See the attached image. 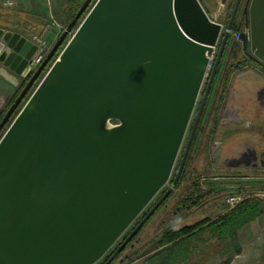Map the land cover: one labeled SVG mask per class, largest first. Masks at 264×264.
I'll return each instance as SVG.
<instances>
[{
	"label": "water",
	"instance_id": "water-1",
	"mask_svg": "<svg viewBox=\"0 0 264 264\" xmlns=\"http://www.w3.org/2000/svg\"><path fill=\"white\" fill-rule=\"evenodd\" d=\"M241 1L225 28L200 0L84 1L0 122L67 40L0 138V264L98 263L171 181L196 113L172 185L104 264L125 249L182 175ZM245 12L264 66V0ZM39 41L0 26V77L20 86Z\"/></svg>",
	"mask_w": 264,
	"mask_h": 264
},
{
	"label": "rangeland",
	"instance_id": "rangeland-1",
	"mask_svg": "<svg viewBox=\"0 0 264 264\" xmlns=\"http://www.w3.org/2000/svg\"><path fill=\"white\" fill-rule=\"evenodd\" d=\"M7 1L8 0H0V9L3 10V14L0 12L1 23L5 25L7 29L20 32L30 39L38 38L40 40H45L47 42V56L61 33L66 29L67 25L77 13L76 10L84 3L85 0H56L55 2L54 0H45L47 6L43 11L45 12V15H42V17L46 18L48 21V25L46 27L43 26V24L40 25L41 23L36 25V21V23L32 24L28 20L29 18L27 16L25 19L23 18V20L15 17L16 13L22 10L23 5L21 3H23V0H12V5H6ZM202 2L208 9V14L211 18L216 20V22L223 24L225 28L229 22L231 14V10H229L228 6H226L223 12L220 13V4L216 0H202ZM228 4L229 1L226 5ZM243 7L244 5L242 4L238 11V19L236 18L234 23L241 21L240 17ZM54 20L57 21L59 25L54 24ZM241 29L235 30L234 32ZM23 30H26L27 32ZM235 42L239 43L238 40L233 38L231 33L229 43L227 44L224 52L225 56L223 55L224 57L221 60V69L224 65L237 62L243 58L249 60L247 55L242 52L243 47L245 48L243 41L241 40V43L238 45H234ZM60 51L61 50H59V52ZM59 52H57V54ZM247 52L250 54L253 51H251V49H247ZM235 53H237L238 56H235ZM216 55L217 54H215V58ZM56 57L57 55L53 57L45 71L34 84L35 86L38 85L48 70V67L52 64ZM250 61L248 65H245L241 69H234L232 71V76L233 74L237 75L247 69H263L257 67ZM39 66L40 65L33 66V69H31V72L27 77L20 75L19 80L21 81V84L17 87L0 77V92L7 93L8 95L6 104L0 108V120L5 116L8 109L11 107L17 96L20 94ZM35 86L31 89L30 93L33 91ZM30 93L20 107L28 99ZM225 97L223 102L218 106V109H215L217 111H214V95H212L206 109L203 111L192 147L178 183L174 186L173 191L168 198L161 204V206L150 217L140 231L127 244L125 249L110 264H143L147 258L153 256L163 248L161 240L162 235L167 228L172 227L174 229H179L184 225L196 223L205 217H209L214 220L218 215L225 212L227 207L225 202L226 196L231 190L241 188L245 184L250 183L251 180H249V176L255 177L256 175H264V167L259 165L257 166L258 168L254 169L252 163L255 162V160L250 159V164H243L240 168H234L229 165V161L225 160L221 156H217L219 150L221 152V150L224 149L222 147L228 144L230 139L231 141L234 140L232 143L237 142L238 145L244 144L246 147H249L247 148L248 151L245 154L256 152L255 149L264 144V118H260L258 114H255V116H253L254 120L251 122L248 121L250 119L249 117H247L244 122H239L241 119L240 111L228 109ZM201 99L202 94L199 102ZM18 110H16L14 115L17 114ZM243 113L245 114V112ZM195 117L196 113L189 127L171 181L155 197V199L115 244V246L96 264H104L108 261L121 242H123L137 223L162 196L163 192L172 185V181L184 154ZM10 124L11 120H9V122H7L1 130L0 138ZM195 176L197 177L193 178ZM195 183L199 184L201 187V195L206 194L207 192L209 194L202 201L203 203L201 202L202 205L191 209L183 208L182 202L193 192L194 187L196 186ZM213 228L210 227L198 238L193 239L189 247L190 252L188 253L187 258L180 260L175 264H224L225 262H227L226 264H229L228 262H230V260L237 255L235 243H232L230 240H226V237L224 236L225 231L224 233L223 231L221 232L223 229H219L218 227H215V229ZM242 241L244 242V247L248 250V253H250L248 255V257L251 258L250 264H256L258 262H260L259 264H262L261 262L264 261V229L261 232L260 237L256 239L255 242L252 239L251 241L247 239Z\"/></svg>",
	"mask_w": 264,
	"mask_h": 264
},
{
	"label": "crops",
	"instance_id": "crops-1",
	"mask_svg": "<svg viewBox=\"0 0 264 264\" xmlns=\"http://www.w3.org/2000/svg\"><path fill=\"white\" fill-rule=\"evenodd\" d=\"M55 1L56 0H54V2ZM21 4L23 5L22 10H20L21 12H17L15 17L23 20V18L25 19L27 16L29 18L28 20L32 24L37 22L36 25H39L40 23V25L43 24L45 27L48 25L47 19L42 17V15H45V12L43 11L47 6L45 0H23V3ZM0 12L3 14L2 9H0ZM3 26L5 27V25ZM7 99V93L0 92V108L6 104ZM225 100L227 102L228 109L240 111L241 119L239 122H244L247 117L250 118L248 121L251 122L254 120L253 116H255V114H258L260 118H264V70L247 69L237 75L233 74L227 88ZM243 112H245V114ZM232 141L230 139L229 143L222 147L224 149L221 150V152L219 150L217 156H221L225 160L229 161V165L234 168H240L243 164H250V161L245 162L242 165L234 166V164H232L233 161L241 159L243 155H247L245 153H247V148H249L244 144L238 145L237 142L232 143ZM255 150L264 157V144L258 146ZM252 165L254 169L258 168L257 166L259 165L264 167V165L258 164L256 161L253 162ZM255 204L261 205V214H259L251 222H248L243 227L239 228L234 237L232 234H228V232L225 233L226 235L224 234L226 240H230L232 243H235V248L237 249V255L230 260L229 264H250L251 262V258L248 257L250 253H248V250L244 247V242L242 240L247 239L251 241L252 239L255 242V240L260 237V234L264 229V202L260 200L252 201V207ZM227 228L231 229L229 226L226 227V229ZM259 263L260 262L256 264ZM261 263L263 264L264 261Z\"/></svg>",
	"mask_w": 264,
	"mask_h": 264
},
{
	"label": "trees",
	"instance_id": "trees-1",
	"mask_svg": "<svg viewBox=\"0 0 264 264\" xmlns=\"http://www.w3.org/2000/svg\"><path fill=\"white\" fill-rule=\"evenodd\" d=\"M201 3L203 4L205 10L207 12L208 9L200 0ZM95 2L93 0L92 4ZM81 7V6H80ZM80 7L76 10V12L80 9ZM91 7V6H90ZM90 7L84 12V14L81 16L79 19L77 26L81 23L83 18L86 16L88 13ZM248 25L247 20L245 18H242L241 21L234 23L233 25V31L238 30L243 28L244 26ZM67 40L63 42V45H65ZM239 43H241L239 41ZM238 42H235L234 45H238ZM62 45V46H63ZM60 47L59 50H61ZM234 47V46H233ZM242 52L247 55L248 59H238L239 61L229 63L223 66L221 69V63L217 72V75L214 80V84L210 93V96L208 98L207 104L209 103L212 95H214V111H217L215 109H218V106L223 102L224 97L227 92V88L232 76V71L234 69H241L245 65L249 64V61L252 62L254 65L257 67L263 68L264 66L255 60L252 55H250L247 50L243 47ZM57 55V54H56ZM235 56H238L237 53L234 54ZM225 56V55H224ZM223 56V57H224ZM206 109V108H205ZM15 115L12 116V119L14 118ZM3 119V117H2ZM1 119V120H2ZM0 120V121H1ZM197 176L193 177L196 178ZM196 186L194 187L193 192L187 196V198L184 199L182 202V207L183 208H193V207H198L201 204V202L207 197L209 194L208 192L206 194L201 195V187L199 184L195 183ZM253 199H248L245 202L241 203L238 205L236 208L232 210L225 211L223 214L218 215L214 220H211L209 217H205L197 221L196 223L192 224H187L179 229H174L172 227H169L165 230V232L162 235V240H161V245L163 248L158 251L156 254L153 256L147 258L143 264H175L176 262H179L180 260L186 259L188 256V253L190 252L189 247L191 245V241L193 239L198 238L203 232L208 230L210 227H218L221 230V232L225 231L228 232V234H232L234 237L237 230L241 227H243L245 224L248 222H251L254 220L259 214H261V205L255 204L253 207L251 205ZM203 203V202H202ZM230 227L231 229H226V227ZM215 227L213 229H215ZM234 240V238H233ZM225 262L224 264H226ZM229 263V262H228Z\"/></svg>",
	"mask_w": 264,
	"mask_h": 264
},
{
	"label": "built area",
	"instance_id": "built-area-1",
	"mask_svg": "<svg viewBox=\"0 0 264 264\" xmlns=\"http://www.w3.org/2000/svg\"><path fill=\"white\" fill-rule=\"evenodd\" d=\"M8 4L12 5L13 1L8 0L6 2V5ZM54 24L59 25L58 22L55 20H54ZM223 28H224V25H223ZM243 34H246L248 38H250V27L248 25L244 26L243 29L237 32H232L233 38L238 41L242 40ZM46 47H47V42L45 40L39 41L37 50L31 57V59L28 61V65L31 67V69H33L32 68L33 66H38L43 62L46 56ZM216 50L209 57L210 63H209L208 71H211L213 67V64L215 61ZM249 180H251L250 183L245 184L241 188L233 189L230 191V193H228V195L226 196V200H225L226 206H227L225 211L236 208L238 205H240L241 203L245 202L248 199L260 200L264 202V175H261V176L256 175L255 177L249 176Z\"/></svg>",
	"mask_w": 264,
	"mask_h": 264
},
{
	"label": "flooded vegetation",
	"instance_id": "flooded-vegetation-1",
	"mask_svg": "<svg viewBox=\"0 0 264 264\" xmlns=\"http://www.w3.org/2000/svg\"><path fill=\"white\" fill-rule=\"evenodd\" d=\"M246 2H247V0H242V1H241V4H240V6H239V9H240V7L242 6V4L244 5V7H243V11H242V13H241V17H240V19H242V18H245L246 20L248 19V14H247V12H245ZM235 3H236V0H232V1H229V4H228V5H226V6H228L229 10H231V14H232V11H233V9H234ZM226 6H225V7H226ZM239 9H238V11H239ZM231 14H230V17H231ZM238 14H239V13L237 12V15H236V18H237V19H238ZM235 20H236V19H235ZM0 26L4 27L3 24L1 23V21H0ZM5 28H6V27H5ZM231 33H232V32H231ZM233 48H234V47H233ZM217 49H219V46H218ZM225 50H226V49H225ZM232 51H233V49H232ZM19 77H20V76H19ZM207 105H208V104L206 103L205 108L207 107ZM213 107H215V106H213ZM250 159L255 160L256 162H258V164H261V162L264 160V157L262 156V154H259L258 152H252V153H250V154L243 155V156L241 157V159H238V160H236V161H233L232 164H234V166H235V165H242V164L245 163V162H249Z\"/></svg>",
	"mask_w": 264,
	"mask_h": 264
},
{
	"label": "bare ground",
	"instance_id": "bare-ground-1",
	"mask_svg": "<svg viewBox=\"0 0 264 264\" xmlns=\"http://www.w3.org/2000/svg\"><path fill=\"white\" fill-rule=\"evenodd\" d=\"M247 23H248V19H247ZM248 26L250 27L249 23H248ZM232 32H234V31L232 30ZM247 37H248V36H247ZM250 37H251V28H250ZM242 41H243V40H242ZM243 44H244V42H243ZM244 46H245V45H244ZM217 48H218V46H217ZM217 48H216V49H217ZM247 49H249V50L251 49V51H254V49H252V48H251V45H250V38H248V46H247V48H245V50H247ZM216 52H217V50H216ZM253 53H254V52H251L250 55H253ZM216 54H217V53H216ZM215 59H216V58H215ZM214 62H215V61H214ZM213 65H214V64H213ZM209 72H210V71H209ZM173 173H174V172H173Z\"/></svg>",
	"mask_w": 264,
	"mask_h": 264
}]
</instances>
